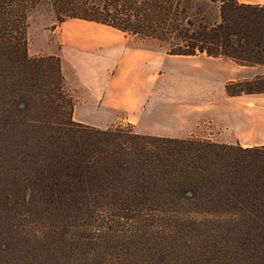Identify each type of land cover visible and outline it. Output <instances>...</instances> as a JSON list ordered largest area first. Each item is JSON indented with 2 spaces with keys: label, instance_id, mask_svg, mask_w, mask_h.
<instances>
[{
  "label": "trees",
  "instance_id": "obj_1",
  "mask_svg": "<svg viewBox=\"0 0 264 264\" xmlns=\"http://www.w3.org/2000/svg\"><path fill=\"white\" fill-rule=\"evenodd\" d=\"M42 6L167 55L264 66V5L0 0V264H264V145L75 121L59 56L28 54ZM224 91L264 94V75Z\"/></svg>",
  "mask_w": 264,
  "mask_h": 264
},
{
  "label": "rangeland",
  "instance_id": "obj_2",
  "mask_svg": "<svg viewBox=\"0 0 264 264\" xmlns=\"http://www.w3.org/2000/svg\"><path fill=\"white\" fill-rule=\"evenodd\" d=\"M27 25L30 56H59L77 120L106 128L131 119L144 132L234 143L208 123L211 105L222 111L228 60L167 55L155 41L77 19L57 24L46 6Z\"/></svg>",
  "mask_w": 264,
  "mask_h": 264
},
{
  "label": "crops",
  "instance_id": "obj_3",
  "mask_svg": "<svg viewBox=\"0 0 264 264\" xmlns=\"http://www.w3.org/2000/svg\"><path fill=\"white\" fill-rule=\"evenodd\" d=\"M238 1L246 4L264 5V0ZM226 60H228L230 64L227 65L229 66V75L226 77L224 81L225 83L228 81L252 79L264 75V66H239L229 59ZM102 95H106L105 89L103 90ZM221 98L222 111L219 112L220 108L217 107V105H211L209 107L211 115L208 116V123L212 124L214 127L220 128L221 133H223V131L229 133L230 137L227 139H232L234 143L238 142L242 146L264 145V94H243L233 97L223 94ZM84 101H86V99H84ZM73 119L81 122L75 118L74 111ZM126 120L131 123L134 130L140 134L181 138V136L167 133L152 131L144 132L139 129L138 124L135 123L134 120ZM84 124H87V122H84Z\"/></svg>",
  "mask_w": 264,
  "mask_h": 264
}]
</instances>
